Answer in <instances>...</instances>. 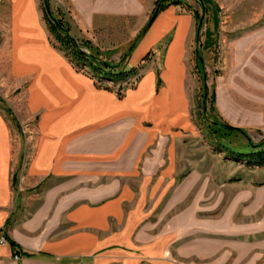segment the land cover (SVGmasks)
Here are the masks:
<instances>
[{
	"label": "crops",
	"instance_id": "1",
	"mask_svg": "<svg viewBox=\"0 0 264 264\" xmlns=\"http://www.w3.org/2000/svg\"><path fill=\"white\" fill-rule=\"evenodd\" d=\"M51 1L88 39L112 28L132 38L133 19L142 21L149 7L148 0ZM3 14L10 73L26 87L24 117L34 120V134L19 186L27 205L7 229L19 150L0 113V234L19 248L15 260L9 243L0 245V264H225L194 228L163 223L177 190L197 174L194 163L184 173L180 158L195 134L187 64L193 16L174 6L162 11L127 59L125 71L141 65L136 84L115 92L52 47L38 0H0ZM162 45L161 57L153 56Z\"/></svg>",
	"mask_w": 264,
	"mask_h": 264
},
{
	"label": "rangeland",
	"instance_id": "2",
	"mask_svg": "<svg viewBox=\"0 0 264 264\" xmlns=\"http://www.w3.org/2000/svg\"><path fill=\"white\" fill-rule=\"evenodd\" d=\"M156 1H147L149 7L142 21L133 19L130 39L127 29L118 28L104 33L102 39H97V33L96 38L88 39L68 22L54 1L48 3L52 15L69 28L79 44L89 42L91 52L99 60L113 66L121 64L123 69L128 65V58L123 56L157 10ZM38 2L43 17V0ZM169 4H164L165 9L174 6L189 12L196 28L187 60L190 115L195 134L181 145L180 158L184 173L189 169L188 164L194 163L197 174L177 190L178 201L172 206V218L164 219L163 223L194 228V237L198 241L203 238L212 241L213 259L227 260L225 264H249L252 259L264 264V168L234 157L252 152L248 142L258 145L264 141V0H171ZM45 29L50 44L58 50ZM9 48V19L3 14L0 16V113L10 128L15 150H19L12 178L14 213L6 224L7 229L9 225L12 227L14 216L27 205V193H19V186L30 161V137L34 134V120L24 117L26 87L10 73ZM162 48L163 45L153 56L161 57ZM198 56L203 61L205 83ZM140 66L125 80L111 82L100 76L95 83L100 88L122 91L136 84ZM80 71L91 75L86 68L81 67ZM205 89L207 98L203 105ZM213 122L240 128L245 134L217 131L210 135L208 128Z\"/></svg>",
	"mask_w": 264,
	"mask_h": 264
},
{
	"label": "trees",
	"instance_id": "3",
	"mask_svg": "<svg viewBox=\"0 0 264 264\" xmlns=\"http://www.w3.org/2000/svg\"><path fill=\"white\" fill-rule=\"evenodd\" d=\"M171 0H157L155 7L158 11H162L166 6L164 4H169ZM175 4L180 2L174 1ZM43 21L46 25L47 31L53 37L54 43H56L58 50L61 51L77 68H87L93 74H98L99 76H104L103 78L109 80H125L131 75L136 73V69H131L125 71L121 69V64L111 65L102 60H99L90 50V43L85 41L79 44L69 33V28L63 24L59 19H56L49 8L48 0H43ZM170 5V4H169ZM85 49V50H84ZM87 50V51H86ZM86 51V52H85ZM148 56H146L142 61H146ZM127 59V58H126ZM201 57L198 56V60ZM122 61V59H121ZM112 68V69H111ZM115 69V71L113 70ZM117 69V70H116ZM207 92L203 94V105L206 103ZM217 131L226 132V133H240L237 131L224 130L212 125L209 126L208 132L210 135H215ZM241 134H245L242 132ZM249 147L252 149V152H247L246 154L237 155L234 157L238 159H246L247 163L254 167L264 168V141L258 145H254L251 142H248ZM9 245L16 251L15 255L18 254V245L10 238H7ZM26 258H33L34 255L24 252L23 254Z\"/></svg>",
	"mask_w": 264,
	"mask_h": 264
},
{
	"label": "water",
	"instance_id": "4",
	"mask_svg": "<svg viewBox=\"0 0 264 264\" xmlns=\"http://www.w3.org/2000/svg\"><path fill=\"white\" fill-rule=\"evenodd\" d=\"M158 15V9L154 12V14L151 16V18L149 19V21L147 22V24L145 25V27L141 30V32L137 35V37L135 38V40L133 41V43L131 44V46L129 47V49L127 50V52L124 54L123 59L128 58L138 47V45L140 44V42L142 41V39L144 38V36L147 34L148 30L150 29L151 25L153 24V22L155 21L156 17ZM200 65H201V72H202V79L205 83V75L203 73V61L202 59H200ZM205 108V107H204ZM213 125L215 127L224 129V130H229V131H237L242 133L243 131L240 128H236V127H232L226 124H221V123H216L213 122ZM247 138L249 139V137L247 136Z\"/></svg>",
	"mask_w": 264,
	"mask_h": 264
},
{
	"label": "built area",
	"instance_id": "5",
	"mask_svg": "<svg viewBox=\"0 0 264 264\" xmlns=\"http://www.w3.org/2000/svg\"><path fill=\"white\" fill-rule=\"evenodd\" d=\"M6 243H7L6 238L3 235L0 234V245H4ZM17 258H18V256L14 255V259L16 260Z\"/></svg>",
	"mask_w": 264,
	"mask_h": 264
}]
</instances>
